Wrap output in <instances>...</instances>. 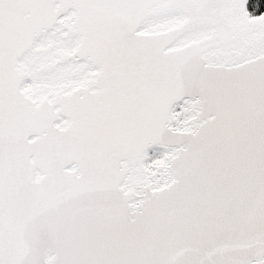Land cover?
Returning a JSON list of instances; mask_svg holds the SVG:
<instances>
[{
    "label": "water",
    "instance_id": "1",
    "mask_svg": "<svg viewBox=\"0 0 264 264\" xmlns=\"http://www.w3.org/2000/svg\"><path fill=\"white\" fill-rule=\"evenodd\" d=\"M247 1L0 0V264H264V13ZM63 25L98 73L30 95Z\"/></svg>",
    "mask_w": 264,
    "mask_h": 264
},
{
    "label": "flooded vegetation",
    "instance_id": "2",
    "mask_svg": "<svg viewBox=\"0 0 264 264\" xmlns=\"http://www.w3.org/2000/svg\"><path fill=\"white\" fill-rule=\"evenodd\" d=\"M71 18L72 12H69L68 15L61 17L60 21L68 22ZM66 28L67 25L57 27L54 31L49 32L43 41L37 43L36 48L38 50H47L49 62L44 64L40 58L42 55L30 59L28 65L29 79L24 86L30 95L33 93L36 97H45L58 88L68 93L70 88L77 89L89 79L90 75L98 73V70L88 64L75 62L70 58L74 53L75 45ZM148 163L147 167L149 168Z\"/></svg>",
    "mask_w": 264,
    "mask_h": 264
},
{
    "label": "rangeland",
    "instance_id": "3",
    "mask_svg": "<svg viewBox=\"0 0 264 264\" xmlns=\"http://www.w3.org/2000/svg\"><path fill=\"white\" fill-rule=\"evenodd\" d=\"M177 116L179 117V123H183L187 121L190 118V114L188 111V106H180L177 109ZM161 152V154L157 153ZM151 154V159L148 163L149 169L151 172H154L157 170V167L164 164V158H165V153L162 151H156Z\"/></svg>",
    "mask_w": 264,
    "mask_h": 264
},
{
    "label": "trees",
    "instance_id": "4",
    "mask_svg": "<svg viewBox=\"0 0 264 264\" xmlns=\"http://www.w3.org/2000/svg\"><path fill=\"white\" fill-rule=\"evenodd\" d=\"M247 7L252 17L262 15L264 13V0H248ZM157 154H161V152Z\"/></svg>",
    "mask_w": 264,
    "mask_h": 264
}]
</instances>
